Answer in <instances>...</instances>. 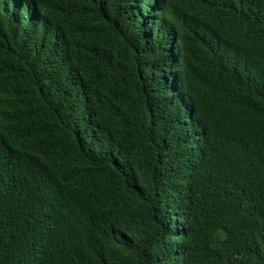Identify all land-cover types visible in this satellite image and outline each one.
<instances>
[{
  "label": "trees",
  "instance_id": "1",
  "mask_svg": "<svg viewBox=\"0 0 264 264\" xmlns=\"http://www.w3.org/2000/svg\"><path fill=\"white\" fill-rule=\"evenodd\" d=\"M0 264H264V0H0Z\"/></svg>",
  "mask_w": 264,
  "mask_h": 264
}]
</instances>
